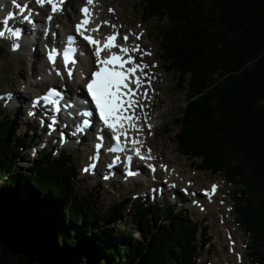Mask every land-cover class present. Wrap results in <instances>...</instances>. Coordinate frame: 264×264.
Here are the masks:
<instances>
[{"label": "trees", "instance_id": "1", "mask_svg": "<svg viewBox=\"0 0 264 264\" xmlns=\"http://www.w3.org/2000/svg\"><path fill=\"white\" fill-rule=\"evenodd\" d=\"M138 4L143 21H166L160 57L175 90L187 93L173 120L176 148L198 171L237 188L234 212L250 241L247 256L264 264V0ZM18 131L10 114L0 116V264H206L197 262L208 245L205 228L185 210L129 200L98 208L92 193H76L68 152H43L18 166L37 141L28 128ZM127 205L142 238L127 242L128 251L94 232Z\"/></svg>", "mask_w": 264, "mask_h": 264}, {"label": "rangeland", "instance_id": "2", "mask_svg": "<svg viewBox=\"0 0 264 264\" xmlns=\"http://www.w3.org/2000/svg\"><path fill=\"white\" fill-rule=\"evenodd\" d=\"M138 1L139 0H105V3L106 6L111 5V8L113 9L112 12L116 14V16L113 18H118L116 23H119L118 25L121 26L122 29L126 31V33L135 32L136 35L138 33H145V36L143 37L141 43L145 47L149 48L146 50V53L148 52V56L146 57L147 62H149L152 58L153 64L161 65L164 63L166 65V68L160 71V74L162 75L164 80L159 79L163 91L165 90L164 92L160 91L159 96H161L165 102L164 105H158L157 109L154 112H166L167 117H165L163 120L160 119L157 121V131L152 139L149 140L150 144H152L154 154L159 158L156 161V164H168L169 166H172V168L174 170L176 169L179 174L183 173L184 175L188 176L189 178H187L189 179V181H192V183H194L196 187L206 186V188H210L213 185L218 184L220 186V194L217 193L216 196L218 195V199H224L225 202V206H221L220 204H218L221 207L222 211L221 217L219 213H216V210H213L211 205H208L209 207H206V212L202 213L196 207L192 208V199H185L186 197L180 191L181 188H179L180 190H178L176 193L179 195L180 198H178L181 202L177 200V204L173 208L175 210H178L182 207V209L186 210L188 219H190L192 222L201 224V226L205 228V238L208 239V245H206L204 247V250L200 252V257L197 259V262H208V264H236L234 254H229L227 250V235L220 229V224L225 222L228 232L231 234L230 236L232 240L235 241L237 239L236 242H238V250H234L235 252L237 250V252H240V254H242L243 258L241 264H250L247 256L249 252L248 247L250 241L247 235L243 233L241 227L238 225V219L234 213L233 196L235 192H238L237 188L233 185H227L221 175H211L209 172H200L196 170L194 168L195 164H192L191 160L182 156L176 148L175 134L179 131V129L177 125L173 121H171V118H173V120L180 118L183 108L186 104L187 93L184 90H175V80L173 79V75L171 74L172 72H169L167 70V64L159 57L161 55L159 38L160 30L166 25V21L160 20L158 18L150 19L149 21H143L144 18L141 11V5L138 4ZM74 5V9L76 10L78 2L75 1ZM135 34L132 39L137 40V38H135ZM4 40L6 39L4 38L0 40V94H3L5 92L7 93L9 90L10 92L7 94H14L17 96V94H20L22 90L19 87L20 85H28L30 82H35L36 79L39 80L40 78L34 77L36 75V71H30L32 66H30V64L28 63L29 61H27L30 56L23 59L21 54H17L15 52L13 53V50H11L8 46V43L12 42L9 41L11 39H7L6 43H4ZM30 48L31 47H28V50L32 51L33 47L31 48V50ZM13 54L16 55L13 56ZM35 54L36 57L32 58H34L36 65H39L40 62L43 63V54L41 50L36 48V50H34V55ZM37 70L40 69L38 68ZM39 90L41 91L42 89ZM29 98L30 96L24 97V100L26 99V101L24 102L27 103ZM170 99L172 101H170ZM9 103L11 104V101ZM6 113L11 115L14 124L19 127L18 134H23L25 128H29L33 131L32 133L33 135H35L37 142L33 143L32 146H35L38 153L42 143L44 142L43 136L42 138H40L38 129H35V127L31 123L27 122L26 118L23 115L16 114L15 110L9 111L4 102L0 103V116L5 115ZM150 122L153 123L152 121ZM53 136L57 135L53 133ZM51 144L54 143L51 142ZM49 148L50 147L48 146L45 150L40 151V153L47 152ZM65 150L71 153L72 160L76 164L78 173L77 178L74 180L76 193L79 196H86V194L92 193L93 199L98 202V208H101L105 211L110 210L113 206L127 199H129L130 204L134 203L136 201L134 200V197L136 195H139L137 199L138 201L136 202H142L143 204L147 205H161L163 207L172 206V196H168V198L166 199L164 198V201L158 198L156 200H151V198H149V192L147 195V189L149 188V185H152V183H148L147 186L144 185L138 188V186L129 185L128 183L131 184L130 180L128 182H117L113 180L109 182H102L99 177L97 178L96 176H88L82 174L80 166L85 164V160H83V158L79 156L78 151L71 150L70 148H66ZM27 151L29 153V156H25L22 160H17L18 166L23 167L26 165V162H31L32 156H30V154H34V151H31L30 148H28ZM119 178H121V176H119ZM210 184L211 186H209ZM142 193H146L145 198L141 196ZM196 194H198V192ZM195 202H199L198 199L195 200ZM52 203H54V201H52ZM133 214V209H131L130 205H127V207H125V209L121 211L119 217H114L109 221L100 222L94 227V232L102 233L103 237L108 242L117 243V245L120 246L121 250H126L127 242L142 239L139 230L131 222ZM128 233L133 234V239H128ZM126 256L129 257L130 254L126 253ZM237 264L239 263L237 262Z\"/></svg>", "mask_w": 264, "mask_h": 264}, {"label": "bare ground", "instance_id": "3", "mask_svg": "<svg viewBox=\"0 0 264 264\" xmlns=\"http://www.w3.org/2000/svg\"><path fill=\"white\" fill-rule=\"evenodd\" d=\"M75 1L78 2L79 5L86 4L85 0H68L67 1V4H66V6L64 8V11L62 13L63 16H59V20H58V22H56V23H59L62 26V29H64L66 27L65 26L66 23L73 22L78 17H80V15L78 13V8H76V10L74 9V6H75L74 2ZM87 5H88L89 10L92 13H94V15L97 18L99 16H101L103 18V20H102V25H103V27H102V36L108 37L110 35H108L107 32L111 31L112 32L111 34H113L116 31V27L119 28V29L122 28L121 26H118L116 24V20L118 18H113V17L116 16V14H113V13L110 12V10L112 9L111 5H107L106 6L105 0H95L94 3H92V4L88 3ZM68 8H69V11H68ZM40 11H43V10L40 9ZM46 11L43 12V13L46 14ZM38 21L40 23H38ZM107 22H112L115 27H113L112 23H110V27L106 26ZM46 25H50V23L47 24L45 22H42V19L41 20H39V19L34 20L33 27L26 28L25 29V33L20 35L19 39L16 41V43H18L19 46L15 50H13L12 47H11V44L13 42V38L9 37L11 39L10 41H12V42L8 43L9 44L8 45L9 48L11 50H13V53L15 52L17 54H21L23 59L27 58L29 56H30L29 59L32 58V57H36V54L34 55V50H36V48H37L36 46L41 45L42 49H43L44 46H46L48 44H55L58 41L56 38L55 39L53 38L52 34L56 33V31L53 30V29L49 30V34L47 36L44 35V29L42 30V28H44ZM94 26H98V23H96ZM132 36H133L132 33H130L129 37H132ZM135 36H136V34H135ZM0 40H1V38H0ZM6 41L7 40H4V43H6ZM28 47H31V48L33 47V50L29 51ZM31 48H30V50H31ZM86 52L88 53V55H90L92 64L95 63L98 58H97L96 55L93 54V49L92 48H86ZM14 55H16V54H13V56ZM86 62H87L86 59H82L80 67H82V63L85 64ZM38 68L40 70H37ZM165 68H166V65L164 63L161 64V65L158 64L157 66L156 65L153 66L154 75H151V78H152V81H153V87L151 89L153 91L149 92V96L147 97V102L143 103V105L145 106V109L143 111H140V113L138 111H136V114L134 116H131L130 114H125V113L121 114L122 116H127V118H128L126 124L128 126V130L129 131L133 127H138L139 125L143 126L142 123H144V127L145 128L147 126L149 127L150 125H151V127H153V132H154V135H155V133L157 131V128H158L157 121L160 120V119L163 120L165 117H167L166 116V112L165 113H162V112H156L155 113L154 112L157 109L158 105L159 106L164 105V102H165L164 99L161 96H159L160 91H162V92L165 91V90L163 91L162 86H161V82L159 80V79L164 80V78L160 74V71L162 69L164 70ZM52 69L53 68L50 67L47 64L46 60L44 59L43 63L40 62L39 65L37 64L35 66V71H36L35 74L36 75L34 77L35 78H40V79L39 80L36 79L35 82H30L28 85H24V86H22L23 84L20 85V86L18 85L22 89L21 93L17 94V96L12 94L10 98L9 97L5 98V99L9 100V102L11 101V106H13L15 108L16 114H21L24 117L27 114L26 111L29 108V106H28V102L27 103L24 102V101H26V99L24 100V97H26V96L27 97H29V96L31 97L32 95L33 96H37L43 90H45L46 88L56 85L55 83L58 82L59 80L54 76V71ZM171 74L173 75V73H171ZM80 76H81V74L77 75L78 79L80 78ZM173 79H174V75H173ZM72 83H76L75 78L72 81ZM39 89H42V90L40 91ZM8 92H10V91L8 90ZM70 95H73V94L70 93ZM21 101H23V102H21ZM170 101H172V100L170 99ZM142 108H144V107H142ZM135 118H139L138 119L139 124H135V120H134ZM145 121H146V123H145ZM150 121H152L153 123H151V124L148 123ZM171 121H173V118H171ZM39 122L41 124V127H43V131L45 133H49V134L55 133L57 135L56 139H57L58 142L64 141L65 142L64 146L66 148H70L71 150L78 151L79 156L81 158H83V160H85V162L87 160H89V164H90V157L94 156V154L91 153L90 148H89L90 144L92 142H94V140H92V138L90 136L86 137V136L76 135L72 130L68 129L65 126V124L67 122V119H63L61 117H57V118H55L52 121V117L49 116V117H47V120L39 121ZM34 127H35V125H34ZM123 134H125V132H123ZM150 139H152V137ZM129 142H130V140H129ZM135 143H136V146L133 148V150H136L138 148L141 151H143L146 155H148V152L146 151V149H144L143 144L141 143L140 140H135ZM105 156H106V153H104V152H102L100 154L101 158H104ZM172 169H173L172 166H169L167 164V168H166L165 172L163 173L162 177L165 178L166 181H169L171 183L177 184L178 187L181 188V191H183L186 188L188 189L190 187V183H191L192 187L190 188V190L191 191L194 190V192H195V200H197L196 199V195H197L196 194L197 193L196 190H198V192H199V191H201L202 188H206V186L196 187V185L194 183L189 181V179H188L189 177L188 176L184 175L183 173L179 174V172L176 169L174 171H171ZM158 173L159 172H157L155 174V177L157 176ZM174 174L177 175L178 177H176ZM130 182H131V184L130 183H128V184L132 185V186H134V185L138 186V184H140V182L143 183V184H144V182H147L146 184H144L145 186H147L148 183L149 184L152 183V185H149V188H152V187L156 186L150 180V177L148 175H146V174L144 176H140V177L135 178L133 180L131 179ZM188 183H189V186H188ZM209 186H211V184ZM127 200H129V199H127ZM198 201H200V200L198 199ZM222 203H223L222 200H220V199H218V197L214 196L210 203L207 202V201H203V204L200 205V206L209 207L208 205H211L213 210H216V213L217 214L219 213V215L221 217L222 211H221V207L218 204H220L221 206H225L224 204L222 205ZM224 209H225V207H224ZM220 229L226 235L230 234L228 232V229H227L226 225H225V222L220 224ZM224 238H225V236H224ZM236 241H237V239L235 240L234 249L238 248L237 247V243L238 242H236ZM226 242H228V241H226ZM226 245H227V243H226ZM237 250H236V252H237Z\"/></svg>", "mask_w": 264, "mask_h": 264}, {"label": "snow or ice", "instance_id": "4", "mask_svg": "<svg viewBox=\"0 0 264 264\" xmlns=\"http://www.w3.org/2000/svg\"><path fill=\"white\" fill-rule=\"evenodd\" d=\"M15 3V0H13ZM37 5H43L45 2L52 5V10L56 11L57 5L53 3V0H35ZM63 0H61V3ZM89 3L92 2V0H88ZM86 9L82 8L81 12H85ZM9 17L12 15L11 13L8 14ZM51 19V17H49ZM84 23L82 21L81 23H78L76 25L77 31H80L81 24ZM10 36L13 38V42L11 44V47L13 50L18 48V43L16 41L19 39L21 33L18 29H6ZM5 31H0V38L5 37ZM139 38V37H137ZM71 39V38H69ZM84 39L88 41L89 44L97 43L89 36H84ZM109 41L113 40L114 37L109 36L107 38ZM128 37L125 36L124 40L127 41ZM121 52H127L128 49L121 48ZM137 49H133L135 51ZM100 48L97 47L96 55L99 57ZM55 54V49L51 51V53L48 56L49 61L51 62L53 60V55ZM65 60L67 62V53H65ZM128 63L132 62L131 57L128 58ZM121 64L120 57L117 55H112L108 59L101 61L97 59V64ZM139 66L134 65L133 68L127 69L128 72H134L136 68ZM59 74V73H57ZM92 79L87 83V90L89 95L91 96L92 101L95 104L96 111L99 113L100 119L110 128H112L114 131H116L119 127H122V121L127 119L126 117H123L121 115V112H123L122 104L123 101L121 100V92L120 89L124 85L125 80V73L119 68H112L108 69L106 67H101L98 72H93ZM135 83L139 86L140 80L136 79ZM129 104H131V100L128 101ZM31 114V113H30ZM138 152V150H137ZM151 167V165H149ZM87 171V169H85ZM129 175H132V173H129ZM216 188V185L212 186V190L214 191Z\"/></svg>", "mask_w": 264, "mask_h": 264}]
</instances>
